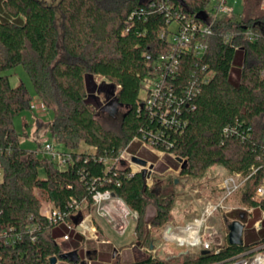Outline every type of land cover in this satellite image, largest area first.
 <instances>
[{
  "label": "trees",
  "instance_id": "16d2710c",
  "mask_svg": "<svg viewBox=\"0 0 264 264\" xmlns=\"http://www.w3.org/2000/svg\"><path fill=\"white\" fill-rule=\"evenodd\" d=\"M262 1L241 0L239 16L212 21L206 18L212 0H59L55 6L40 0H0V233H5L0 236V264H51L53 258L82 264L83 238L75 229L89 213L93 195L105 191L136 214L135 244L152 246L148 229H162L171 220L177 183L168 179L154 192L146 177L131 173L119 155L134 138L148 142L161 134L156 148L186 160L178 174L187 180L201 179L213 167L246 174L263 165ZM199 12L203 20L195 17ZM183 17L209 25L211 35L206 54L201 59L181 55L168 82L177 92L188 84L192 70L197 78L201 67L212 75L181 105L180 128L174 132L138 101L152 61L169 49L170 26ZM246 30L256 39L248 41ZM16 67L27 74L34 95L53 114L47 131L69 151L63 168L21 147L28 124L18 133L13 119L31 109L33 97L23 83L10 84L7 72ZM233 69L235 84L229 80ZM120 109L124 112L118 115ZM81 145L91 151L79 152ZM263 177L260 168L244 185L240 201L264 213V199H253ZM43 204L61 212L64 222L50 224L39 213ZM149 205L155 212L145 221ZM28 225L38 229L29 234ZM67 232L76 240L71 245L76 261L61 258L66 253L57 239ZM258 234L257 241L250 236L240 246L225 244L218 254L197 250L180 258L147 255L110 264H215L264 243V222ZM15 235L20 238L10 242Z\"/></svg>",
  "mask_w": 264,
  "mask_h": 264
},
{
  "label": "built area",
  "instance_id": "2783aa9c",
  "mask_svg": "<svg viewBox=\"0 0 264 264\" xmlns=\"http://www.w3.org/2000/svg\"><path fill=\"white\" fill-rule=\"evenodd\" d=\"M212 8L210 15H207L206 18H212V21L219 19L220 17H230L233 15L231 9L225 7V0H212ZM264 7V0H263ZM179 17V15H176ZM174 29H171L170 34L166 36V39L169 43V49L164 53L159 55L151 63V71L147 76L146 80L142 85V92L138 104L140 108H144L150 113V116H157L166 129L174 130L178 132L180 128V121L178 117L180 116L181 110L180 107L182 104H188L190 95L194 94L199 88V85L206 84L212 73L206 71L205 67L200 68V78H197V73L195 70L190 72L191 78L188 80V84L179 87L180 89L176 90L171 87L168 82V78H173L179 67V57L183 54H189L196 59H201L207 52V37L211 35L210 26L203 24L202 22H196L192 19L181 18V22L175 23ZM171 27V26H170ZM164 36V33H161V37ZM244 37L248 41H253L256 39V35L251 30H246ZM146 59H150L146 54H142ZM260 79L264 80V69L260 72ZM188 101H187V100ZM44 107V106H43ZM45 109V108H44ZM159 137H154L151 141L145 142L134 138L129 144V146L123 150L119 158L124 161L130 168L131 173L142 171V167L131 162L132 157H137L136 155H129V158H125L128 148L133 143H139L147 149L150 150L153 154H163L166 155L163 151H160L156 148V142L159 141ZM40 154L46 155L51 158L53 162L59 167L63 168L65 163L69 160L68 152L57 154L54 151L52 144H45L41 147L39 151ZM172 156V155H168ZM176 159L174 156H172ZM138 158V157H137ZM260 168H264V159L263 165L261 167H251L249 172L244 173H227L224 177L220 178L219 183L217 184L219 198L216 202L205 201L201 210L199 211L198 216L184 228H173V229H182L194 230V246L199 251H212L213 254H218L221 248L228 244V230L224 233L220 232L214 225L210 223V219L213 218L217 213L221 215L231 212L235 208H227L225 206L226 202L230 200L235 194L240 193L247 183V181L258 171ZM147 171L149 170L148 166L146 167ZM181 166L179 167V171ZM146 177V184L148 185L149 179L151 177ZM179 173V172H178ZM0 177H1V167H0ZM254 200L259 201L264 199V177L261 183L257 186L254 192ZM93 203L92 208L95 210L98 208L100 211L98 214L105 219L107 224L113 225L114 229L118 232H123L125 230V225L122 222L123 209L127 208L122 199L117 197L111 192H97L92 197ZM43 205L47 206L46 210L43 211ZM39 210L41 216H43L50 224H59L63 223V214L54 208L51 204H43ZM102 205V206H101ZM240 210V207H238ZM253 207H241L242 213L251 215L253 213ZM260 212V211H259ZM263 215L264 213L261 212ZM135 214V213H134ZM135 214V218H136ZM264 219V217H263ZM262 220L259 219L254 222L256 231L258 232L261 227ZM243 224V223H242ZM243 224V229H244ZM79 228V230H77ZM26 231L29 234L35 229H38V226L28 225L25 227ZM68 231H71L72 228L67 226ZM75 231L84 239H97V227L93 225L91 221L83 220L76 227ZM172 228L164 229V236H173ZM181 232V231H180ZM179 232V233H180ZM5 233H0V236H4ZM243 235V233H242ZM166 237V238H167ZM170 237V238H171ZM20 235H15L14 239L10 242L18 240ZM35 237H32L34 240ZM63 240H68V234L62 236ZM83 240V241H84ZM179 241V240H178ZM179 245H185L186 238L182 241L177 242ZM243 243V238H242ZM186 246V245H185ZM147 255L151 257H156L155 254L158 250L156 246H150L147 248H142ZM57 262V261H56ZM82 264H92V260L87 258V254L83 257ZM215 264H264V243L259 244L249 250H246L240 254H237L230 259L225 261L215 263Z\"/></svg>",
  "mask_w": 264,
  "mask_h": 264
},
{
  "label": "rangeland",
  "instance_id": "374dc122",
  "mask_svg": "<svg viewBox=\"0 0 264 264\" xmlns=\"http://www.w3.org/2000/svg\"><path fill=\"white\" fill-rule=\"evenodd\" d=\"M40 1L47 5L55 6L59 0ZM225 7L231 9L234 15L239 16L242 11V2L241 0H225ZM261 9H264L263 1L261 3ZM57 19L59 22L58 16ZM174 27L175 25L172 24L170 28L174 29ZM7 74L9 75V81L12 86H16L19 82L23 83L29 94L33 97L31 109L20 113L13 119L14 128L18 133L22 132L24 123L28 124L25 130L26 135L25 137H21L20 140L21 147L28 151L37 152L39 156H41L39 151L45 144H52L54 151L61 156L63 155L62 153L69 152L62 146H58L49 137L47 128L53 114L50 110L44 109L38 101V103L36 102L34 91L27 74L21 67H16L8 71ZM237 78V72L233 69L230 72L229 80L235 84ZM122 112H124V109H120L118 115ZM78 151H91V149H88L85 145H81ZM126 153V159L129 158V155L133 154L145 160L148 165H152L151 174H156L157 177L150 178L148 185H150L154 192H159L168 179H175L177 183L174 187L175 198L171 211V220L162 229H148V235L152 240V245L158 247L155 256L160 259H168L170 257L180 258L182 254H190L197 251V248H193L194 237L192 229L182 231V229L173 228H184L192 222L198 216L205 201L214 203L218 200L217 184L220 178L224 177L227 172L220 167H213L203 178L187 180L179 178L178 172L181 163H178L172 156L153 154L147 147L139 143H133ZM40 175L42 177V174ZM240 193L235 194L225 204L227 208H235L236 210L233 209L231 212L223 215L217 213L210 219V223L220 232L224 233L230 222L239 221L245 225L242 235L243 241L249 240L250 236L253 241H257L259 239L258 232L263 229L264 215L258 210H253L251 215L242 213L240 211L241 207H245V205L240 201ZM238 207H240V210ZM46 208L47 206L43 205V211ZM99 211L100 209L97 208L95 210L91 207L89 213L84 216V221H91L97 227V239H83V248L80 249L82 257L88 254V251H91L95 253V258L91 259L92 264H110L114 260H118L121 263H129L147 256V253L142 250V247L139 244H135L134 241L135 234L133 227L136 218L133 212L128 208L123 209L122 222L125 225V230L118 232L114 229L113 225L105 222V219L98 214ZM154 212V206L149 205L146 209L144 220L148 221L154 215ZM259 219L262 220V223L257 232L254 222ZM166 228H172V237L169 236L168 238L164 236V229ZM66 234H68V240H63L62 238L57 239L64 253L73 251V246L71 245L76 241L73 233L69 234L67 232ZM184 238H186V246H180L177 242L182 241ZM77 244L80 245V243ZM55 264H67V262L58 260Z\"/></svg>",
  "mask_w": 264,
  "mask_h": 264
},
{
  "label": "water",
  "instance_id": "95a60500",
  "mask_svg": "<svg viewBox=\"0 0 264 264\" xmlns=\"http://www.w3.org/2000/svg\"><path fill=\"white\" fill-rule=\"evenodd\" d=\"M204 13L203 12H199L196 14V18L199 20H203L204 18ZM113 109L115 111V106L113 105ZM176 161L178 163H181V169L184 168V166L186 165V160H182L181 158H176ZM131 162L141 166L143 169L140 172L141 175L143 177H149L151 171H147L146 167L148 166V169L151 170L152 169V165H148L147 162L143 159L137 158V157H132L131 158ZM77 230H79V228H77ZM227 230H228V245L230 246H240L242 245V233H243V224L240 223L239 221H232L228 226H227ZM208 251H202L201 254L205 255L207 254ZM62 259H70L72 261H76V253L75 251L72 252H68L64 255L61 256ZM56 259L53 258L51 260V264H55Z\"/></svg>",
  "mask_w": 264,
  "mask_h": 264
},
{
  "label": "crops",
  "instance_id": "0c3cea01",
  "mask_svg": "<svg viewBox=\"0 0 264 264\" xmlns=\"http://www.w3.org/2000/svg\"><path fill=\"white\" fill-rule=\"evenodd\" d=\"M35 100H36V102L38 101L40 104H41V102L39 101V99L35 96ZM37 102V103H38ZM42 105V104H41ZM43 106V105H42Z\"/></svg>",
  "mask_w": 264,
  "mask_h": 264
},
{
  "label": "bare ground",
  "instance_id": "6f19581e",
  "mask_svg": "<svg viewBox=\"0 0 264 264\" xmlns=\"http://www.w3.org/2000/svg\"><path fill=\"white\" fill-rule=\"evenodd\" d=\"M192 233H194V230H193V232Z\"/></svg>",
  "mask_w": 264,
  "mask_h": 264
}]
</instances>
